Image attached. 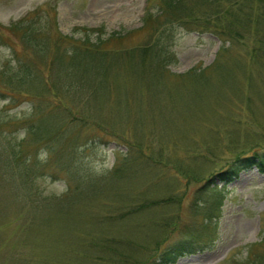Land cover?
<instances>
[{"label": "rangeland", "instance_id": "obj_1", "mask_svg": "<svg viewBox=\"0 0 264 264\" xmlns=\"http://www.w3.org/2000/svg\"><path fill=\"white\" fill-rule=\"evenodd\" d=\"M161 1L0 0V264H152L184 239L199 250L167 264L264 262V172L241 170L218 211L223 181L206 180L264 150V0H237L238 34L164 16L136 30ZM24 16L36 48L9 27ZM80 38L114 61L95 101L62 58ZM154 41L163 66L135 78L126 53Z\"/></svg>", "mask_w": 264, "mask_h": 264}, {"label": "trees", "instance_id": "obj_2", "mask_svg": "<svg viewBox=\"0 0 264 264\" xmlns=\"http://www.w3.org/2000/svg\"><path fill=\"white\" fill-rule=\"evenodd\" d=\"M189 0L187 4L181 5L180 0H162L160 2V8L156 11H152L147 7L142 15V25L140 28L136 30H145L149 27L157 26L159 22V18L164 17H172L174 20L177 19H188L191 21L190 23H195L196 26L203 25L206 30H209L216 34L217 36H221L223 34H230V32H235L238 34L236 29L237 21L246 20L248 16L244 12V4L238 2L237 0ZM159 16V17H158ZM161 16V17H160ZM33 19V16H24L21 19H18L15 22H12L9 27L15 31H21L24 42L32 48H36L38 43L36 39V35L40 32H32L28 30V28H33L27 22ZM83 32L86 33H96V36H101L103 34L102 30L99 28H81ZM33 30V29H32ZM130 31L122 34L120 32L112 33L108 36L110 39H119L120 37H125L128 35ZM160 38V37H159ZM81 42L73 44L72 49L68 54L66 52H62V58L67 61L69 64V68L73 73H76L74 76L77 78L79 85L82 87L88 88V96L89 100L95 101V94L100 89L104 83L105 78L108 72L113 67V62L107 61L108 51L105 46L101 45V42L97 43H88V38H80ZM165 48L164 46L158 45L156 41L149 43L147 42L144 45H138L130 49V51L126 54H129V67L134 69L132 72V76H142L144 73H147L149 77L155 78L156 69H160L164 64V59L162 60ZM19 68L23 71V76L20 78L22 83H25L27 79L32 80V72H31V63L25 64L26 61L17 60ZM25 67L26 70L23 68ZM17 69V70H18ZM195 69H193L194 71ZM95 76V77H92ZM135 78H138V77ZM35 79V78H34ZM194 81L208 80V76L203 73H195L192 78ZM51 89L54 91L56 89L54 86L51 88L46 87L45 93ZM81 93V91L79 90ZM41 95V93H40ZM92 101H88L89 103ZM129 101V100H128ZM89 105L87 102L85 103ZM84 104V105H85ZM51 112V111H50ZM48 112V114L50 113ZM112 128V127H111ZM124 145L127 147V150L130 149L134 142L123 141ZM256 167L261 172H264V150H254L251 154H239L234 160L231 162L229 167L226 169H222L219 172L213 174L206 180L208 182H212L214 178H219V180L223 181L222 189L218 192L217 205L219 207L222 203V192L227 184H229L233 179H235L239 172L243 169ZM208 183L206 184V188L203 189H211ZM212 189H216L214 186ZM202 192V188L199 190ZM209 215V213L207 212ZM206 215V216H208ZM212 216V214H210ZM189 237H193L191 234ZM197 238L196 235L193 237ZM199 250L198 245H195L191 242L190 239H184L173 244L170 247L164 249V251L159 252L153 259L152 264H167L173 263L175 260L185 254L194 253ZM131 264H139L136 259L132 260ZM260 264H264L261 262Z\"/></svg>", "mask_w": 264, "mask_h": 264}]
</instances>
